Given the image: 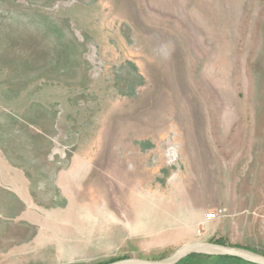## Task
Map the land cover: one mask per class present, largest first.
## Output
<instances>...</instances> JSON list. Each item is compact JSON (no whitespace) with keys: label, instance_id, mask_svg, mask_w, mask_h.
Masks as SVG:
<instances>
[{"label":"rangeland","instance_id":"obj_1","mask_svg":"<svg viewBox=\"0 0 264 264\" xmlns=\"http://www.w3.org/2000/svg\"><path fill=\"white\" fill-rule=\"evenodd\" d=\"M176 178L264 254V0H0V264L165 257Z\"/></svg>","mask_w":264,"mask_h":264},{"label":"crops","instance_id":"obj_2","mask_svg":"<svg viewBox=\"0 0 264 264\" xmlns=\"http://www.w3.org/2000/svg\"><path fill=\"white\" fill-rule=\"evenodd\" d=\"M194 129L196 128H188V131H185L182 137H179V139L184 142H188L191 145L202 141L203 139L201 134L194 132ZM196 156L207 158L208 154L206 151H202L201 149L196 150L194 148L184 151L185 159ZM206 163L207 162L204 161V164ZM170 188L174 189L177 192L176 195L181 199L180 202L174 203L171 197H166L168 202L166 213L175 214V220L181 223L177 232L181 239L180 246L187 242L196 241V239L199 237L196 231L198 228H200L202 222H204L202 234H209L215 225L213 223L214 221H204L205 212L209 209H212L214 206L213 197H215V192L210 191L212 190L210 189V186H205L204 188L197 186L195 188V185L192 184L191 179H189V183L183 184L176 178L175 181H173V184H170ZM156 208L157 206L145 209L144 211V213H148L150 215L151 221L156 220V217L153 218L152 216L157 211ZM158 208L160 210L165 209V207L162 206ZM143 228L148 229V225H144ZM153 229L154 228L152 227L151 230L154 231ZM172 235L173 233L168 236Z\"/></svg>","mask_w":264,"mask_h":264},{"label":"water","instance_id":"obj_3","mask_svg":"<svg viewBox=\"0 0 264 264\" xmlns=\"http://www.w3.org/2000/svg\"><path fill=\"white\" fill-rule=\"evenodd\" d=\"M189 255L232 256L253 264H264V254L249 248L199 240L184 243L162 258L124 257L103 264H177Z\"/></svg>","mask_w":264,"mask_h":264},{"label":"built area","instance_id":"obj_4","mask_svg":"<svg viewBox=\"0 0 264 264\" xmlns=\"http://www.w3.org/2000/svg\"><path fill=\"white\" fill-rule=\"evenodd\" d=\"M225 212L224 208H216L212 211H207L204 214V221H212L215 220L217 218H219L220 216H222ZM204 222H202L201 224H203ZM196 233L198 235H201L203 232L201 231V228H198Z\"/></svg>","mask_w":264,"mask_h":264},{"label":"trees","instance_id":"obj_5","mask_svg":"<svg viewBox=\"0 0 264 264\" xmlns=\"http://www.w3.org/2000/svg\"><path fill=\"white\" fill-rule=\"evenodd\" d=\"M211 242H215V243H220V244H225V242H223L222 240H220V239H217V240H212ZM236 246H239V245H236ZM247 248V247H246ZM249 249H251V248H249ZM251 250H253V249H251ZM255 251V250H254ZM224 257H229V258H233V259H236V260H239V261H242V262H246V263H250V262H247V261H245V260H243V259H240V258H238V257H232V256H224ZM119 258H124V257H118V258H114V259H112V260H116V259H119ZM112 260H110V261H112ZM109 262V261H108ZM106 263V262H105ZM99 264H103V263H99ZM251 264H253V263H251Z\"/></svg>","mask_w":264,"mask_h":264},{"label":"flooded vegetation","instance_id":"obj_6","mask_svg":"<svg viewBox=\"0 0 264 264\" xmlns=\"http://www.w3.org/2000/svg\"><path fill=\"white\" fill-rule=\"evenodd\" d=\"M189 264H193V263H189Z\"/></svg>","mask_w":264,"mask_h":264}]
</instances>
